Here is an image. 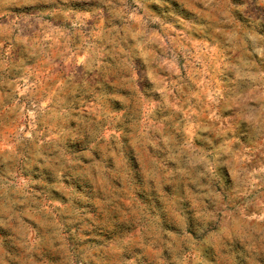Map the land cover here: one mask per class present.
<instances>
[{"label": "clouds", "instance_id": "1", "mask_svg": "<svg viewBox=\"0 0 264 264\" xmlns=\"http://www.w3.org/2000/svg\"><path fill=\"white\" fill-rule=\"evenodd\" d=\"M0 264H264V0H0Z\"/></svg>", "mask_w": 264, "mask_h": 264}]
</instances>
